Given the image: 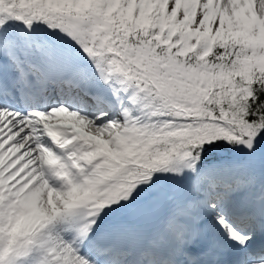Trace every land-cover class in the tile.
<instances>
[{"label": "snow or ice", "instance_id": "6c2138e0", "mask_svg": "<svg viewBox=\"0 0 264 264\" xmlns=\"http://www.w3.org/2000/svg\"><path fill=\"white\" fill-rule=\"evenodd\" d=\"M0 264H264V0H0Z\"/></svg>", "mask_w": 264, "mask_h": 264}]
</instances>
